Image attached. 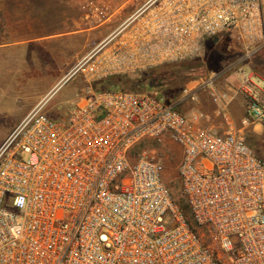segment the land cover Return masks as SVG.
Returning a JSON list of instances; mask_svg holds the SVG:
<instances>
[{"label": "built area", "instance_id": "obj_1", "mask_svg": "<svg viewBox=\"0 0 264 264\" xmlns=\"http://www.w3.org/2000/svg\"><path fill=\"white\" fill-rule=\"evenodd\" d=\"M93 23L117 21L80 61L97 80L201 58L212 40L242 50L247 117L264 123V80L249 63L264 50V0H88ZM203 81V80H201ZM225 119L227 97L210 78ZM35 107L0 146V264H264V160L232 124L219 134L205 115L146 92L94 91L59 121ZM151 140L181 150L178 178L135 148ZM20 199L21 205H17Z\"/></svg>", "mask_w": 264, "mask_h": 264}, {"label": "rangeland", "instance_id": "obj_2", "mask_svg": "<svg viewBox=\"0 0 264 264\" xmlns=\"http://www.w3.org/2000/svg\"><path fill=\"white\" fill-rule=\"evenodd\" d=\"M59 3L58 0H0V42L15 40L24 31L37 34L46 27L51 30L53 24L58 21L57 16L61 10L72 11L73 9L72 6L66 7ZM9 34H13L11 38ZM92 47L93 45L87 44L81 53L82 60ZM242 55V50L235 43L229 45L227 38H223L219 43L211 42L204 55L195 59L205 65L204 75L197 80L200 84L210 78L215 80L217 88L229 102L226 110H229L236 101H242L238 120L231 118L228 122L223 111L219 115L215 114L214 110L219 106L212 102L209 92H197L198 101H192L190 96L188 98L185 96L184 89L173 99V105L184 113H203L205 115L203 122L206 126L219 134H223L228 129V123L232 124L238 134L264 160V138L259 135L264 123L243 124L242 122L247 117L243 98L237 93L240 85L239 70L243 65ZM60 57V53L48 51L40 45H21L11 50L0 51V146L25 116L35 108L36 101L53 89L57 76H40V74L42 70H47L60 61ZM249 65L260 78L264 79V50L253 58ZM31 78L32 82L24 81ZM105 80L89 77L82 71L75 73L67 82L50 92L47 101L43 103V113L55 121L66 118L78 101L88 98L91 92L96 91L100 83ZM195 85L187 84L185 88L187 86L192 88ZM121 89L148 91L141 82L139 74L125 79ZM163 96L167 99L169 95L163 94ZM144 150L163 163L166 182L174 194L181 198L178 178L180 148L167 141L151 140L137 146L135 153L138 154Z\"/></svg>", "mask_w": 264, "mask_h": 264}, {"label": "crops", "instance_id": "obj_3", "mask_svg": "<svg viewBox=\"0 0 264 264\" xmlns=\"http://www.w3.org/2000/svg\"><path fill=\"white\" fill-rule=\"evenodd\" d=\"M86 1L88 0H58V2H60L59 5L61 4L66 7L72 6L73 9L72 11L68 9L61 10L57 16L58 21L53 24L51 30L49 27H46L37 34H32L31 31H24L19 35V38L15 40H10L9 42H0V51H7L8 49L11 50L16 48V46L21 45H40L44 46L48 51L60 53V61L52 65V67L49 69L42 70L40 74V76H57V79H55L56 84L53 86L52 90L59 88L75 74L76 67L82 60L81 53L86 48L87 44L93 45L89 51L90 53L110 35L112 30L117 26L115 22L118 23L121 20L120 18L117 21L109 23V21L106 19L99 24L93 23L91 19L87 18L86 13L82 9V6ZM82 26H85V28H82ZM12 35L9 34V38H11ZM219 41L220 40L209 41L207 46L211 42L219 43ZM227 42L229 45L233 44V42L229 40H227ZM24 81L32 82V78L28 80L24 79ZM191 82L189 84H191ZM50 92L46 93L43 97L37 100V103L34 105V107L46 102ZM241 104L242 101L240 100L233 103L229 110H225L227 112V116L238 120L240 116L239 110L241 108ZM221 110V107L216 108L214 113L219 115L222 113ZM190 113L192 112H189L188 114ZM202 126L206 129H210L204 122L202 123ZM259 135L264 138V126L260 128Z\"/></svg>", "mask_w": 264, "mask_h": 264}, {"label": "trees", "instance_id": "obj_4", "mask_svg": "<svg viewBox=\"0 0 264 264\" xmlns=\"http://www.w3.org/2000/svg\"><path fill=\"white\" fill-rule=\"evenodd\" d=\"M205 72V65L200 60H189L177 64H168L147 72L136 73L140 75L141 82L148 91H131L146 92L148 94L163 97L167 96V101L173 104V99L182 93L185 86L191 81L202 77ZM134 75V74H132ZM131 75L111 77L100 83L96 91H124L121 89L123 82ZM162 94V95H161ZM169 97V98H168ZM183 210L188 213L187 206L182 198L179 199Z\"/></svg>", "mask_w": 264, "mask_h": 264}, {"label": "clouds", "instance_id": "obj_5", "mask_svg": "<svg viewBox=\"0 0 264 264\" xmlns=\"http://www.w3.org/2000/svg\"><path fill=\"white\" fill-rule=\"evenodd\" d=\"M17 205H18V206H22V205H21V201H20V199L17 200Z\"/></svg>", "mask_w": 264, "mask_h": 264}]
</instances>
